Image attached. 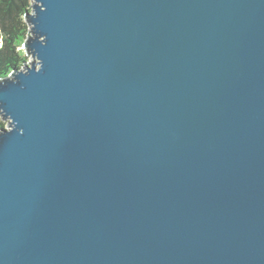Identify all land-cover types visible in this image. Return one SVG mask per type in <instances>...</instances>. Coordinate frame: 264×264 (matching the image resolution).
I'll return each mask as SVG.
<instances>
[{
  "label": "water",
  "instance_id": "1",
  "mask_svg": "<svg viewBox=\"0 0 264 264\" xmlns=\"http://www.w3.org/2000/svg\"><path fill=\"white\" fill-rule=\"evenodd\" d=\"M0 76V264H264V0H31Z\"/></svg>",
  "mask_w": 264,
  "mask_h": 264
},
{
  "label": "trees",
  "instance_id": "2",
  "mask_svg": "<svg viewBox=\"0 0 264 264\" xmlns=\"http://www.w3.org/2000/svg\"><path fill=\"white\" fill-rule=\"evenodd\" d=\"M29 11L31 0H0V76L27 60L21 45L28 35L24 15ZM1 126L5 122L0 119Z\"/></svg>",
  "mask_w": 264,
  "mask_h": 264
},
{
  "label": "rangeland",
  "instance_id": "3",
  "mask_svg": "<svg viewBox=\"0 0 264 264\" xmlns=\"http://www.w3.org/2000/svg\"><path fill=\"white\" fill-rule=\"evenodd\" d=\"M27 60H29V57H26Z\"/></svg>",
  "mask_w": 264,
  "mask_h": 264
}]
</instances>
